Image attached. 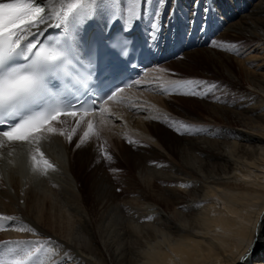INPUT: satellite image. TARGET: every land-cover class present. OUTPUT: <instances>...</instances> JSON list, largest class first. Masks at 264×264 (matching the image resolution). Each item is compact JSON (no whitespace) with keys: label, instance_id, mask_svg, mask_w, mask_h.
<instances>
[{"label":"bare ground","instance_id":"6f19581e","mask_svg":"<svg viewBox=\"0 0 264 264\" xmlns=\"http://www.w3.org/2000/svg\"><path fill=\"white\" fill-rule=\"evenodd\" d=\"M46 1L49 14L61 7ZM160 12V28L195 29L194 42L202 21L207 41L218 34L180 58L190 71L203 55L226 79L191 84L183 99L132 86L100 115H62L27 142L5 139L0 217L12 220L0 219V241L38 248L25 264H264V0H166ZM234 32L250 43L234 48ZM156 78L159 89L176 80Z\"/></svg>","mask_w":264,"mask_h":264},{"label":"snow or ice","instance_id":"6c2138e0","mask_svg":"<svg viewBox=\"0 0 264 264\" xmlns=\"http://www.w3.org/2000/svg\"><path fill=\"white\" fill-rule=\"evenodd\" d=\"M142 2L145 13L151 17L149 37L154 39L160 31V9L166 0H159L155 11L148 7L151 0H127L124 8L121 0H67L66 4L62 0L61 10L52 14L45 7L46 0H0V138H3L0 147L5 139L10 143L29 141L33 133H39L49 120L61 115L55 107L60 93L53 91L61 79L79 91L80 86L87 85L94 77L97 83L93 87L110 92L107 100L123 91L122 87H116V81L127 71L128 61L123 57L132 43L130 37L136 22L141 19ZM53 19L54 24L50 23ZM48 29L58 36L62 34L63 39L45 46L44 34ZM189 94L199 95L196 91ZM65 107L72 108L71 101ZM64 114L75 116L76 112ZM48 130L53 131L51 127ZM43 164L55 170L47 160ZM0 219L12 220L11 217ZM25 243L0 241V246L16 245L9 248L12 259L7 264H25L36 256L38 248L18 251Z\"/></svg>","mask_w":264,"mask_h":264},{"label":"rangeland","instance_id":"374dc122","mask_svg":"<svg viewBox=\"0 0 264 264\" xmlns=\"http://www.w3.org/2000/svg\"><path fill=\"white\" fill-rule=\"evenodd\" d=\"M202 25H203V28H204V22L203 21L201 22V30L203 29L202 28ZM213 32L214 31L212 30V33ZM201 34H202V37H204L205 32L204 33L202 32ZM207 34H209V33H207ZM217 35L218 34H215V33L213 35L211 34L210 35V39L207 42L209 43L210 41L214 40L216 37H218ZM229 40L235 46L234 48H238V47L241 48V47H244V46H246L247 44L250 43V39L248 37L243 36V35H238L237 32H234V35H232V37ZM206 43H204V44H206ZM205 46L202 45V46H199V47L200 48L201 47L203 48ZM233 51H235V49H233ZM182 55L179 56V58H177V63H179V64L175 68L174 67H171L170 64L172 62H174L176 59L170 61L171 63L170 62H168V63L166 62L164 64L162 63L161 65H157V66H155L153 68L152 72H150L151 75L148 78V81L151 83V86L153 85V81L154 82L156 81V85H158V87L154 88L155 90H159V85L162 82V80L160 78H156V75H158V74H161L164 79H170V80H172V79L175 80L176 79L174 81V84H178V82H179V85L182 87V90L181 91H178L176 93H171V94L169 93V95H171L172 97H177V99L178 98L183 99L182 98L183 92L185 93V90H188V89H190L192 87V85L189 84L188 81H193L194 82V83H192L193 84V87L197 89L198 87H196V86H198V85H196V83H195L196 81H199V80L202 81V82H205L206 81L205 83H210V86L213 87V85H216L218 83V82H215L214 80H217L220 77L223 78V79H226V73H224L222 71L221 66L217 62H214V61L212 62L211 60H209L208 58L204 57L203 55L201 57H199L200 58L199 60L192 61L193 66H190V71H187L186 70V67H184V65H185L184 61L187 60V59L186 58L185 59L180 58V57H182ZM176 69H178V70H176ZM182 77H183V79H182ZM199 86H200V83H199ZM150 88L151 87L149 86V89ZM142 89L143 88H138V91L137 92H139V90H142ZM145 89L149 90L148 88H145ZM175 90H177V88H175ZM150 95L162 96L163 97L165 94H160V93H156L154 91H150ZM175 102H176V100H174V103ZM138 109L137 108H134L133 109V112H132V113H134L133 116H139V115L145 116L146 115L145 112L147 111V109L144 112L137 111ZM107 118H108V116H107ZM166 126H168V125H165V127ZM120 160H121V162L123 161L122 162L123 165H125V168L128 169L127 162L124 161V160H122V159H120ZM147 162L148 161L146 160L144 162V164L138 165V169L144 168L147 165ZM122 167H124V166H121L120 167L121 170H123ZM117 181H118V183L121 182V176H117ZM8 241H11V240H8ZM22 241H23V239H22ZM9 245H14V244H9Z\"/></svg>","mask_w":264,"mask_h":264}]
</instances>
